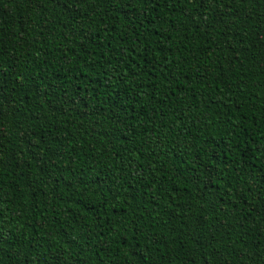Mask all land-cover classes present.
I'll return each mask as SVG.
<instances>
[{
	"label": "trees",
	"instance_id": "obj_1",
	"mask_svg": "<svg viewBox=\"0 0 264 264\" xmlns=\"http://www.w3.org/2000/svg\"><path fill=\"white\" fill-rule=\"evenodd\" d=\"M0 264H264V0H0Z\"/></svg>",
	"mask_w": 264,
	"mask_h": 264
}]
</instances>
